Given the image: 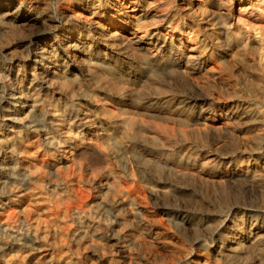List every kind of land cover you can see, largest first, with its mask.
Returning a JSON list of instances; mask_svg holds the SVG:
<instances>
[{
    "label": "rangeland",
    "instance_id": "374dc122",
    "mask_svg": "<svg viewBox=\"0 0 264 264\" xmlns=\"http://www.w3.org/2000/svg\"><path fill=\"white\" fill-rule=\"evenodd\" d=\"M0 264H264V0H0Z\"/></svg>",
    "mask_w": 264,
    "mask_h": 264
},
{
    "label": "bare ground",
    "instance_id": "6f19581e",
    "mask_svg": "<svg viewBox=\"0 0 264 264\" xmlns=\"http://www.w3.org/2000/svg\"><path fill=\"white\" fill-rule=\"evenodd\" d=\"M39 64V63H38Z\"/></svg>",
    "mask_w": 264,
    "mask_h": 264
}]
</instances>
